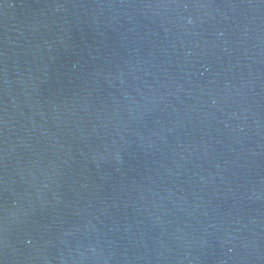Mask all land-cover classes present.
<instances>
[{"label": "water", "instance_id": "1", "mask_svg": "<svg viewBox=\"0 0 264 264\" xmlns=\"http://www.w3.org/2000/svg\"><path fill=\"white\" fill-rule=\"evenodd\" d=\"M0 264H264V0H0Z\"/></svg>", "mask_w": 264, "mask_h": 264}]
</instances>
